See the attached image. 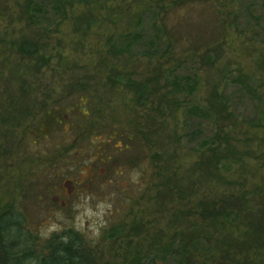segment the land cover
Here are the masks:
<instances>
[{
  "label": "rangeland",
  "instance_id": "rangeland-1",
  "mask_svg": "<svg viewBox=\"0 0 264 264\" xmlns=\"http://www.w3.org/2000/svg\"><path fill=\"white\" fill-rule=\"evenodd\" d=\"M202 201L217 221L198 225ZM10 206L42 245L49 222L76 231L111 211L98 240L80 232L92 264L162 242L191 254L159 264H264V0H0Z\"/></svg>",
  "mask_w": 264,
  "mask_h": 264
},
{
  "label": "trees",
  "instance_id": "trees-1",
  "mask_svg": "<svg viewBox=\"0 0 264 264\" xmlns=\"http://www.w3.org/2000/svg\"><path fill=\"white\" fill-rule=\"evenodd\" d=\"M58 8L61 9L62 13L66 11V6L64 5L58 6ZM37 47L35 43L24 41L21 43L19 51L24 56L34 58L39 53ZM136 88L139 92H142V95L147 89L142 84H137ZM48 117H54L55 121L61 118L57 114L50 116V113H48ZM40 133L42 135L43 131L40 130ZM109 140H114L113 136H110ZM97 155L100 163L108 161V157L106 159L101 152H98ZM98 160H95V163ZM100 160H103V162ZM199 205L200 209L196 205L194 209H191L192 216L200 220L198 225H204L211 220L217 221L215 218L207 219L205 213L208 207H216L218 205L217 201H209L207 203L202 201ZM29 226L26 207L19 209L18 207L10 206L0 212V264H92V256L86 245L85 237L80 232L74 230L63 231V233L53 232L46 239L45 244L42 245ZM61 237H67V242L61 240ZM193 244L198 246V243L194 242ZM172 246L173 244H170V242L160 243L159 251H156L152 257L145 254L138 258L136 257L137 254H132L131 257L129 256L131 259L129 264H159L160 260L175 256L180 257L178 261L181 262L182 260L184 261L186 256L191 254L188 249H179L175 253L173 248H171ZM193 250H196V248L193 247Z\"/></svg>",
  "mask_w": 264,
  "mask_h": 264
},
{
  "label": "clouds",
  "instance_id": "clouds-1",
  "mask_svg": "<svg viewBox=\"0 0 264 264\" xmlns=\"http://www.w3.org/2000/svg\"><path fill=\"white\" fill-rule=\"evenodd\" d=\"M132 179L134 182H137L139 179V173L134 172ZM107 207L109 209H111V211H112L113 205L111 203H108ZM111 211L109 213H107L106 216L110 215ZM94 215H96V214L92 213L90 209L87 211V213H82V214L78 215L76 217V223H75L74 227H75L76 231L84 233L85 235L88 236L89 239L98 240L100 238V236L102 235V229L107 227V221L105 219L106 216L101 215V217L98 221L93 219L92 224L89 227L85 228L86 220L92 219V217ZM57 216L62 219V216L60 215L59 212L57 213ZM61 230H62V223L57 224L55 222H49L46 227H42L41 234H42V236L48 237L53 232L58 233ZM61 240H63L64 242H67L68 238L67 237H61Z\"/></svg>",
  "mask_w": 264,
  "mask_h": 264
}]
</instances>
